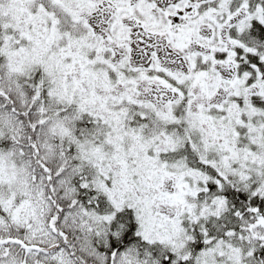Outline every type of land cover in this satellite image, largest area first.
<instances>
[{
  "label": "snow or ice",
  "instance_id": "snow-or-ice-1",
  "mask_svg": "<svg viewBox=\"0 0 264 264\" xmlns=\"http://www.w3.org/2000/svg\"><path fill=\"white\" fill-rule=\"evenodd\" d=\"M0 264H264V0H0Z\"/></svg>",
  "mask_w": 264,
  "mask_h": 264
}]
</instances>
